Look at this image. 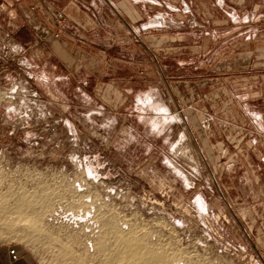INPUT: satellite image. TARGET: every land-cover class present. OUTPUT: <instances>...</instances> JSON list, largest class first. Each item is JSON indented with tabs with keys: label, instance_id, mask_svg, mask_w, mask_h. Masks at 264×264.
<instances>
[{
	"label": "rangeland",
	"instance_id": "1",
	"mask_svg": "<svg viewBox=\"0 0 264 264\" xmlns=\"http://www.w3.org/2000/svg\"><path fill=\"white\" fill-rule=\"evenodd\" d=\"M22 1L13 0L10 16L0 0V26L12 30L0 35V209L7 217L0 224V247L23 249L27 264H126L110 261L122 242L156 248L167 264H264L258 255L264 258V214L236 193L255 179L264 187V0H185L189 7L182 0H155V11L167 17L158 19L162 30L151 33L140 31L145 18L137 4L125 1L134 15L124 11L126 21L158 56L184 114L204 117L200 126L190 124L198 141L200 134L207 138V161L240 222L196 147L194 156L183 153L192 148L176 147L189 137L185 122L128 26L119 47L123 63L138 58L136 48L151 61L147 78L130 82L110 67L88 64L96 51L65 50L69 60L55 52L51 40L59 37L31 24L16 5ZM232 28V57L252 42L248 67L229 69L211 51L214 30ZM65 32L73 40L81 37L71 28ZM153 36L165 37L158 52ZM204 37L208 53L201 49ZM243 55L250 57L241 54L237 62H244ZM197 92L209 99L200 100ZM222 94H229L224 102L236 118L216 137L208 120L224 107L213 101ZM259 192L262 202L264 188ZM22 195L39 208L28 221L37 222L39 241L9 232L27 226L18 221L21 213L6 209Z\"/></svg>",
	"mask_w": 264,
	"mask_h": 264
},
{
	"label": "crops",
	"instance_id": "2",
	"mask_svg": "<svg viewBox=\"0 0 264 264\" xmlns=\"http://www.w3.org/2000/svg\"><path fill=\"white\" fill-rule=\"evenodd\" d=\"M109 1L115 6V8L107 0H24L21 3H17L16 5L20 6L23 12L27 13L30 16L29 22L31 24L36 23L37 26H40L39 29L42 30H44L43 28H46L48 30H45L47 35L52 34L59 37L58 40H51L55 47L53 48L52 46V49L55 52H60V54L67 57L66 59L69 60L70 58L66 55L65 50H70L72 52L78 51V53L81 51L86 52L88 50H90L91 52L96 51V57H92V59L89 60L90 62H88V64L90 63L92 65L95 64L96 66H103V69H105V67L109 69L110 67L113 74H115L118 78H122V80H127L128 82H130L133 78H147V73L144 69L151 68V61L149 60V58H146V55L144 56L145 53L143 52V50H141V48H136L137 50L133 52V56L138 58H134L132 61H129L128 64L123 63L124 60L121 56L123 55V53L119 51L120 48L123 49L121 46L123 45L124 40H121V37L124 35L125 30V22L123 20V18L125 19L124 11H126L129 15L134 16L131 8L125 3V1L130 2L131 0ZM132 1L134 2V4H137L139 10L143 13V16L145 18L144 22L140 24V31L143 30L145 33H151L162 30L160 29V27L164 25H160L158 23V19L161 18V20H163V16L165 15H163L161 11H155L158 7L157 5H159L155 0ZM6 3H8L9 5H13L14 2L13 0H6ZM166 5L168 6L167 3ZM181 6L189 7L185 0H182ZM7 10L8 8H6L5 14L7 13ZM186 13H189V11L186 10ZM176 15L179 16L178 13ZM180 25H182V23ZM68 28H71L75 32L79 33L81 35L80 39L73 40L65 32V30H67ZM134 29L138 31L135 27ZM5 30H9V28L6 29L5 26H0V34H5ZM231 31H233L232 34ZM235 32V28L227 29V31L222 34L216 33V30H214L211 39H209L210 41H212L213 48L211 51L213 52V54L216 55V58H223V61H225L224 63L227 64L228 62L230 64L229 69L235 68L236 65H239L242 68L248 67L247 65L252 64L254 61V59L252 58L254 51L252 50V42L250 41L245 45L242 52L237 53L239 58H237L236 56H231L234 52H236V39L231 38V35H234ZM227 34L228 38H224L225 42H222L223 40H221V37ZM39 35L41 36V34ZM110 36H112L114 40L113 42L109 41ZM245 37L247 36L245 35ZM42 38L44 39V37ZM250 39L251 38H249V40ZM164 41L165 37H151V43L155 44L153 46L157 50V52L159 50V47L156 45H159ZM206 41L207 40H205L204 37L203 45L205 46V48H203L202 45L201 49H204V52L208 53L210 52L208 46L210 42ZM108 51L109 53L111 52V54L109 55L110 58H107L106 61H104V56H108ZM249 53L251 58L249 57V55H243L242 60H244V62H237V59L241 58V54ZM74 61L88 66L87 62H84L81 57L75 56ZM106 64H108L109 66H107ZM196 94L197 98H199L200 100L204 99L207 101L209 99V93L202 92V94H199V92H197ZM227 95L229 94H222L220 97L213 100L214 102L219 103L220 107V103L224 104V107L221 108V110H219L218 112L214 111V115L208 120L209 126L214 131V135L216 137H222L223 133H226V131L228 130L229 126L226 121H234V118H236V113H232L234 108L232 106H227V104H225L226 102H224L225 99L228 98ZM186 118L189 124L190 121H192L193 123H195L196 127H198L200 126L198 125V119L203 120L204 117L201 115V118H196L195 115L191 114L190 116L186 115ZM182 121L184 122L183 118ZM184 125L186 134L187 136L189 135V137L185 140H181V142L176 147L180 146L183 148L186 146L193 149L196 147V144L194 143L190 131L185 123ZM202 126L204 127L205 123H203ZM191 128L193 130L192 126ZM200 135H202V140L199 141L200 147L205 157L208 158V153L204 148L208 145V140L205 136H203V134ZM196 149L200 154L197 147ZM194 150L195 149H193V151H183V153L194 156ZM261 159L264 161V157H261ZM213 173L215 175L216 170H213ZM246 173H248V171H246ZM261 175L264 176V173L262 172ZM253 181L250 186L240 184L239 188L236 189V193L240 198L241 195H243V197L247 200L246 203L250 204L251 208H254L261 214H264V198L262 199V202H259L261 198L259 190H263L264 187L262 185H258V180L255 179ZM244 211L248 214L250 213L249 208L244 209ZM23 257L24 255L22 256V258ZM21 259L18 261H12L3 248L0 252V264H27L26 261H21Z\"/></svg>",
	"mask_w": 264,
	"mask_h": 264
},
{
	"label": "bare ground",
	"instance_id": "3",
	"mask_svg": "<svg viewBox=\"0 0 264 264\" xmlns=\"http://www.w3.org/2000/svg\"><path fill=\"white\" fill-rule=\"evenodd\" d=\"M30 199H32V198H29L26 195H22V196L16 198V202H15V204H17L16 207L14 206V207H12L10 209L6 208L7 211H9V212H14L15 214L16 213L17 214L21 213V219H19L18 221H25V222H23V224L28 226V227L24 226L25 227V229L23 228L24 230H22V229L19 230V228H18V230H16V227L15 228L11 227V231H9V232L13 233L14 235L21 234V235L25 236V238L30 237L31 240L33 239L34 241L35 240L39 241V239L37 237V236H39L38 235L39 233L37 234L36 230H34V228L37 227L36 226L37 222H28V221H30L29 217L31 216V214L39 211V208L36 206L37 203H32V202L30 203L29 202ZM14 208H15V210H13ZM2 212H5V210L3 209V211H1V209H0V224L5 223L4 219L7 218V217H4L1 214ZM18 218H16V219H18ZM35 219H36V217H35ZM18 221L16 220L17 225H19ZM32 228H33V231H32ZM39 230H41V229H39ZM128 239L129 238H126L124 240V242H126ZM118 243H120V242H118ZM157 251H156V248L151 249V248L147 247V248L143 249L141 244H139L138 242H137V244L128 243V244H124V245H123V242H122V245L120 246V248H118V251L115 252V254H111L110 253V255H112L111 256L112 260H110V259L109 260L110 261H114V260H118V259H125L126 264H152V263H155V262H157L158 264H167L165 256H164L165 260H163V262H162L159 259V255H158ZM71 260H73V259H71Z\"/></svg>",
	"mask_w": 264,
	"mask_h": 264
},
{
	"label": "water",
	"instance_id": "4",
	"mask_svg": "<svg viewBox=\"0 0 264 264\" xmlns=\"http://www.w3.org/2000/svg\"><path fill=\"white\" fill-rule=\"evenodd\" d=\"M107 1H108V2H109V3L115 8V6H114L109 0H107ZM122 18H123V17H122ZM123 20H124L125 24L128 26V28L132 31V33L134 34V36L138 39V41L141 43V45L145 48V50L150 54V56H151L152 59L154 60L156 66H157V68H158V71L160 72V74H161V76H162V78H163V80H164V82H165V84H166V86H167L169 92L171 93V95H172V97H173V100H174L175 103H176L177 109L180 111V114H181V116H182V118H183V120H184V122H185L187 128H188L189 131H190V134H191V136H192V139H193L194 143L196 144V147L198 148V150H199V152H200V155H201V157H202V160L204 161V163H205V165H206V167H207V169H208V171H209V173H210L212 179L214 180V182H215V184H216V186H217V188H218L220 194L224 197V199H225V201H226V204H227L228 207L230 208V210H231L233 216L239 221V219H238V217H237V214L234 212V210L232 209L231 205H230L229 202L226 200V198H225V196H224V194H223V192H222V189L220 188V185H219V183H218V181H217V179H216V177H215V175H214V173H213V170H212V168H211L209 162L207 161V158L205 157V155H204V153H203V151H202V149H201V147H200L199 141H198V139H197L195 133L193 132V130H192V128H191L189 122L187 121L186 115L184 114V112H183V110H182V107H181V105L179 104V102H178V100H177V98H176V96H175V93H174V91H173V89H172V86H171L169 80H168V77L166 76V74H165V72H164V70H163V68H162V66H161V64H160V61H159V59H158V56H157L156 53L152 50V48L150 47V45H149V44H148V43H147V42H146V41H145V40L139 35V33L134 29V27H133L128 21H126V19L123 18ZM239 222H240V221H239ZM245 232L247 233V236H248L250 242H251L252 244H254V242H253L252 238L250 237L249 233H248L246 230H245ZM258 255L260 256V258H261V259L263 260V262H264V258H263L262 254H261L259 251H258Z\"/></svg>",
	"mask_w": 264,
	"mask_h": 264
},
{
	"label": "built area",
	"instance_id": "5",
	"mask_svg": "<svg viewBox=\"0 0 264 264\" xmlns=\"http://www.w3.org/2000/svg\"><path fill=\"white\" fill-rule=\"evenodd\" d=\"M16 1H22V0H16ZM10 6H13V5L7 4L6 8H8V10L10 12V16H12L13 9H9ZM6 8H1V9L4 10ZM25 15H26V17H29V15L27 13H25ZM11 32H12V30H7V31L5 30V35L9 36V33H11ZM2 248L7 252V254L9 255V257L12 261L20 260L25 253V251L23 249H20L18 246H15V245H10L8 247H0V252H1Z\"/></svg>",
	"mask_w": 264,
	"mask_h": 264
}]
</instances>
